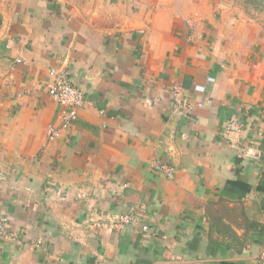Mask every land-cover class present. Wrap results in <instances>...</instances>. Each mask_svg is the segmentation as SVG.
<instances>
[{
	"label": "crops",
	"instance_id": "1",
	"mask_svg": "<svg viewBox=\"0 0 264 264\" xmlns=\"http://www.w3.org/2000/svg\"><path fill=\"white\" fill-rule=\"evenodd\" d=\"M179 8L0 0V214L17 236L0 241V264H257L264 54L215 22L193 30ZM52 69L86 98L54 141ZM175 84L190 113L175 107ZM232 120L240 132H226ZM154 161L175 177L156 174ZM127 214L133 225L112 228Z\"/></svg>",
	"mask_w": 264,
	"mask_h": 264
},
{
	"label": "built area",
	"instance_id": "2",
	"mask_svg": "<svg viewBox=\"0 0 264 264\" xmlns=\"http://www.w3.org/2000/svg\"><path fill=\"white\" fill-rule=\"evenodd\" d=\"M188 24L193 30L198 26L197 21H188ZM49 77L51 83L48 86V94L59 107V121L56 124H50L48 127V138L54 141L60 139L79 119V113L86 103V98L84 93L75 86L66 71L52 69L49 72ZM210 81L213 82L212 79ZM195 91L202 93L205 88L196 86ZM171 93L174 105L179 111L184 114L193 111L194 105L186 89L175 84L171 89ZM242 126V123L238 120H232L227 124L225 130L227 133L240 132ZM152 169L156 174L163 175L168 179H173L176 174V169L173 166L160 161H154ZM110 222L112 228L121 231L124 227L134 224V216L131 214L122 215ZM10 228V218L0 214V241L17 239ZM143 231L148 232L149 227L144 226ZM255 260L257 264H264V246L255 256Z\"/></svg>",
	"mask_w": 264,
	"mask_h": 264
},
{
	"label": "rangeland",
	"instance_id": "3",
	"mask_svg": "<svg viewBox=\"0 0 264 264\" xmlns=\"http://www.w3.org/2000/svg\"><path fill=\"white\" fill-rule=\"evenodd\" d=\"M177 4L176 12L186 24L215 22L231 39L239 40L241 49L255 46V51L264 54V12L247 9L242 0H177Z\"/></svg>",
	"mask_w": 264,
	"mask_h": 264
},
{
	"label": "trees",
	"instance_id": "4",
	"mask_svg": "<svg viewBox=\"0 0 264 264\" xmlns=\"http://www.w3.org/2000/svg\"><path fill=\"white\" fill-rule=\"evenodd\" d=\"M247 9L264 12V0H242Z\"/></svg>",
	"mask_w": 264,
	"mask_h": 264
}]
</instances>
